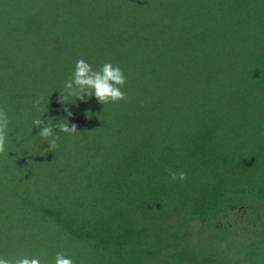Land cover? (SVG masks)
<instances>
[{
  "label": "trees",
  "instance_id": "16d2710c",
  "mask_svg": "<svg viewBox=\"0 0 264 264\" xmlns=\"http://www.w3.org/2000/svg\"><path fill=\"white\" fill-rule=\"evenodd\" d=\"M13 1L28 3L0 0V76L22 73L8 78L11 92L0 90L9 120L0 222L20 221L0 235V258L55 264L63 252L73 264H264V238L248 241L243 262L238 238L221 248L191 234L235 233L236 220L246 237L256 235L254 219L233 208L248 210V200L264 196V0H67L69 21L38 16L43 44L35 32L28 43ZM31 11L39 12L25 8L22 16ZM86 57L118 65L128 99L73 98L68 123L82 133L54 129L57 148L49 151L32 122L65 118L58 97ZM19 79L28 104L14 100ZM41 96L36 107L32 97ZM54 154L55 165L42 163ZM168 170L187 178L171 182Z\"/></svg>",
  "mask_w": 264,
  "mask_h": 264
},
{
  "label": "clouds",
  "instance_id": "9594fccd",
  "mask_svg": "<svg viewBox=\"0 0 264 264\" xmlns=\"http://www.w3.org/2000/svg\"><path fill=\"white\" fill-rule=\"evenodd\" d=\"M127 83V78L122 69L112 63H104L98 70L93 69L92 66L84 59L77 60L75 63V70L72 76L66 81L63 91L60 92L58 103L63 106V111L66 114L65 118H61L58 122L56 117L48 119L36 118L33 124L40 129L38 136L41 140L46 141L49 145L47 150L52 151L57 148V140L59 134L54 129H59V133H64L70 136L79 135L78 126L75 123L69 125L68 118H74V114L69 110V98L73 97L76 100L87 103L88 99L93 96L96 100L106 105L109 103H119L128 99L127 93L123 91ZM88 98V99H86ZM44 97L41 96L34 100V105L39 107L43 102ZM9 120L7 112L3 107H0V155L7 156L6 141L7 128ZM54 132L56 135L54 136ZM168 178L171 182L177 179L181 182L186 180V174L183 172L177 173L168 170ZM0 264H41V260L35 257H21L18 259H4L0 258ZM55 264H73V260L66 257L63 252H58L55 257Z\"/></svg>",
  "mask_w": 264,
  "mask_h": 264
},
{
  "label": "rangeland",
  "instance_id": "374dc122",
  "mask_svg": "<svg viewBox=\"0 0 264 264\" xmlns=\"http://www.w3.org/2000/svg\"><path fill=\"white\" fill-rule=\"evenodd\" d=\"M24 1H26V0H24ZM65 1H67V0H27L28 3L25 6H23V7H21V4L19 2L13 1V5L11 6V8H12V12L14 14H12V15H14L16 17L19 26H20V21H19V18H20V20H21V22L23 24V27L25 26L26 29H27V35L30 32L29 36H27L28 43H30L29 39L31 37H33L32 33H34V32L36 33V36H37V42H40V44H43L44 42H46V38H43L46 34L43 33L40 36L37 33L36 28H35L36 25H37L36 22H37V20H39L38 16H41V15L43 16L42 12H44L48 16L50 22H52L54 18L57 20V22H56L57 24L60 23V22H63V21H69L68 16H67L69 14H67L63 10V5L64 6H70V5H65L64 4ZM71 2L72 3L76 2V0H71ZM33 7L38 9L39 12H37V11H31L30 13L26 12L27 17L22 16V11L25 8L31 9ZM76 8L79 9V11L75 14L76 17H77V16H79V13H82V10L79 7V4L76 5ZM19 15H20V17H19ZM34 25H35V27H34ZM50 35H52V34H50ZM54 41L55 40L51 36L48 43L54 42ZM61 42H62V40L58 39V43H61ZM100 48L101 47H99L98 49L100 50ZM105 52L109 53V50H105ZM82 59H84L86 62H88L92 66V68L96 69V70H98L104 63H109V61L104 62V61H102L100 59H93V61H91L87 57L86 58H82ZM20 62L21 61L15 60V61L12 62V64L16 68H18ZM19 72H21V71L19 70ZM18 74L20 75L22 73H18ZM31 75H37V73H33ZM18 76H15V74H13L12 76L7 75L5 78L0 76V90L2 91V93L3 92L4 93L5 92H11L13 90V88L10 87L9 84H8V78H16ZM19 83L20 84H19L18 89L21 90L20 88H22V90H21L22 95L19 98H16L14 100L19 103V99L21 98L23 100V102H26L28 104V102H30V97L27 96L28 95L27 90L24 89V84L25 83L23 84L22 80H20V79H19ZM35 91H37V90L36 89L32 90V92H35ZM32 99L35 100L34 97H32ZM69 102H70V104L68 105L69 108L75 105L74 101H73V97H71V99L69 98ZM0 104H3L1 100H0ZM58 105L61 107V109L63 108V106L61 104H58ZM41 158H42V163L43 164H46V165L47 164L48 165L51 164L50 166L55 165L56 161L58 160V156H55V154H54V156H52L50 158H48V157L44 158L43 156H41ZM229 194H230V192H229ZM232 194H234V196L237 195L236 193H232ZM242 196L244 197V193L242 194ZM228 197L231 198V199L230 200L228 199L229 201L227 200V202H231V203L232 202H234V203L237 202L236 199L235 200L233 199V197H231V196H228ZM238 203H241V202H238ZM251 204H255L256 206L255 207H251ZM245 206L249 207V209L248 210H244L243 209L244 207H241V206H240V208L239 207H237V208L229 207V208H231V209L233 208V214L238 213L240 211V213L238 214L239 216L240 215L243 216L244 215V211H246L245 217L243 219H254L252 221L249 220V223L252 224L253 222H255L256 225H258L256 227V235L255 236L250 232V234H249L250 238L246 237V235L249 232L247 230L244 231V223L243 222H237L236 220H235L234 224L231 223L232 224L231 228L235 231V233H233V232H231L229 230H224L221 233L217 232L216 235H215L214 234V230L212 228L211 229L208 228L207 230H206V228H202V229H199V230H194V233L191 232L192 236H195V234H196L198 236V238H201V240L204 243L209 241V239H212V240L213 239H217L219 245L221 246V248L224 247V246H227V245H232V246L233 245H237L236 243H234L233 239L238 238V241H241V244L238 245V247H239V249L242 252L241 255H239V256H243V259H242L243 262H248V260H249L248 252L250 251V247L248 245V241H250V240H255L256 241L259 238H264V226L262 227V225L264 224V196L260 197V198H257L256 202H254V201L250 202L248 200V202L245 204ZM259 208H261V209H259ZM34 212L35 211L32 208L29 209V211H27V214L25 213L26 214V219H33ZM242 216H240V217H242ZM221 218L222 219H229L228 215H225V216H223ZM16 220L20 221L19 219H16V218H15L14 221H13V219H3L0 222V235L1 236L4 235V233L6 232L4 229H5V227L8 224L16 226ZM151 224H153V223H151ZM188 229H193V227L189 226ZM6 235H7V233H6ZM195 242L199 243L198 241H195ZM213 243L216 244L215 241ZM234 250H236L237 252L239 251L237 248H235ZM225 254L229 257V260H231L233 262L238 257V254L237 255H235V254L232 255L233 251H231L230 249ZM263 263H264V261H263Z\"/></svg>",
  "mask_w": 264,
  "mask_h": 264
}]
</instances>
